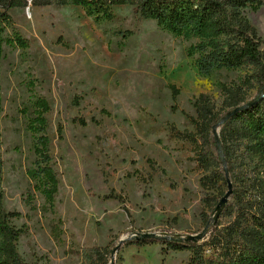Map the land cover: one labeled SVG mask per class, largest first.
I'll list each match as a JSON object with an SVG mask.
<instances>
[{
    "label": "rangeland",
    "instance_id": "374dc122",
    "mask_svg": "<svg viewBox=\"0 0 264 264\" xmlns=\"http://www.w3.org/2000/svg\"><path fill=\"white\" fill-rule=\"evenodd\" d=\"M243 13L263 39L264 0ZM9 14L3 37L17 33L28 43L24 49L4 43L0 59L3 205L19 214L10 224L22 231L16 247L23 260L84 264L82 251L100 247L110 264L112 250L133 234L200 233L203 215H214L228 188H202L198 149L176 140L171 127L194 132L191 117L202 94L225 114L223 87L240 84L250 68L199 74L196 56L188 55L199 40L139 19L131 6L113 8L109 20L74 6L30 5ZM255 95L252 89L249 98ZM39 98L49 105L45 134L59 181L52 203L32 178L40 135L29 123ZM233 217L231 209L220 221ZM133 241L119 249L114 264H187L190 257Z\"/></svg>",
    "mask_w": 264,
    "mask_h": 264
},
{
    "label": "trees",
    "instance_id": "16d2710c",
    "mask_svg": "<svg viewBox=\"0 0 264 264\" xmlns=\"http://www.w3.org/2000/svg\"><path fill=\"white\" fill-rule=\"evenodd\" d=\"M262 4L263 0H0V59L4 43L22 49L28 46L17 33L8 39L3 37L4 28L12 24L9 12L13 9L30 5L74 6L83 8L89 17L109 20L113 17V8L131 6L135 17L155 21L175 37L198 39L188 55L196 56L194 66L199 74L208 76L215 70L249 67L250 72L240 84L223 87L225 114L221 115L210 97L202 94L194 103L196 116L191 117L194 132H181L171 127L176 140H186L198 149L195 160L205 173L202 188L214 190L220 183L228 188L212 128L229 111L264 96V51L261 50L264 38L257 36L243 13L247 7L257 8ZM171 89L175 99L178 90L174 85ZM252 89H256V95L250 99ZM35 108L36 117L30 121L29 130L40 136L32 178L42 182V194L48 203H52L59 181L50 165L49 139L45 134L47 121L44 115L49 111V105L39 98ZM2 112L0 97V122ZM219 137L233 186V203L227 204L208 238L202 242L142 239L132 244L156 243L166 246L167 250L189 251L187 264H264V98L232 117L220 129ZM1 139L0 125V264H27L16 247L22 231L10 224L19 214L7 212L3 205ZM207 200L210 204L212 199ZM231 209L234 210L233 220L223 225L220 219ZM210 219L203 215L205 224ZM108 255V250L100 247L81 253L84 264H109Z\"/></svg>",
    "mask_w": 264,
    "mask_h": 264
},
{
    "label": "water",
    "instance_id": "95a60500",
    "mask_svg": "<svg viewBox=\"0 0 264 264\" xmlns=\"http://www.w3.org/2000/svg\"><path fill=\"white\" fill-rule=\"evenodd\" d=\"M262 98H264V96H262L259 100H261ZM258 100V101H259ZM258 101L252 100L251 102L241 105L237 108H235L232 111H229L224 117H222V119L219 121L218 124H216L213 128H212V135L214 137L215 140V149L216 152L218 153V156L220 158V160L222 161V165H223V170H224V174L228 183V190L225 193V195L220 199L219 203L217 204L216 208H215V212L214 215L211 217L210 221L206 224V226L204 227V229L196 234V235H189L186 237H171V236H167V235H160V234H156V233H137V234H133L129 237L126 238H122L119 241V244L112 250L111 255H112V260L110 264H114V256L116 255V253L119 251V249L125 245L126 243L133 241V240H142V239H156V240H177V241H185V242H202L204 240H206L208 238V236L210 235L211 229L214 227V225L216 224V222L218 221L219 217L221 216L222 212L224 211L225 207L227 206V204L229 203L232 194H233V186L232 183L230 181V176H229V172L227 169V164H226V160H225V156H224V152L222 149V145L220 142V137H219V132L220 129L235 115L251 108L253 105H255Z\"/></svg>",
    "mask_w": 264,
    "mask_h": 264
}]
</instances>
